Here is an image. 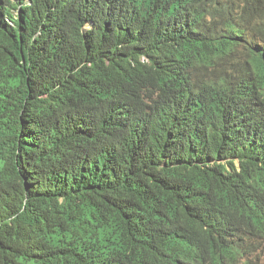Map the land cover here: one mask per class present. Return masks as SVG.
Here are the masks:
<instances>
[{"label":"trees","instance_id":"obj_1","mask_svg":"<svg viewBox=\"0 0 264 264\" xmlns=\"http://www.w3.org/2000/svg\"><path fill=\"white\" fill-rule=\"evenodd\" d=\"M0 264H264V0H0Z\"/></svg>","mask_w":264,"mask_h":264}]
</instances>
